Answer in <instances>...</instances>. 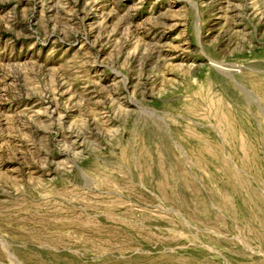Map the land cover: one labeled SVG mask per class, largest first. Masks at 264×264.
Segmentation results:
<instances>
[{"label": "rangeland", "instance_id": "obj_1", "mask_svg": "<svg viewBox=\"0 0 264 264\" xmlns=\"http://www.w3.org/2000/svg\"><path fill=\"white\" fill-rule=\"evenodd\" d=\"M0 264H264V0H0Z\"/></svg>", "mask_w": 264, "mask_h": 264}]
</instances>
